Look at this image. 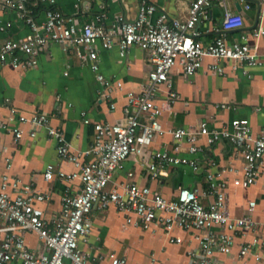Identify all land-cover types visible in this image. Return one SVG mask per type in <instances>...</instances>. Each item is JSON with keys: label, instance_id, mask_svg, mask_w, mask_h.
<instances>
[{"label": "built area", "instance_id": "1", "mask_svg": "<svg viewBox=\"0 0 264 264\" xmlns=\"http://www.w3.org/2000/svg\"><path fill=\"white\" fill-rule=\"evenodd\" d=\"M236 1L244 10H258L255 26L246 29L243 14L233 11L227 0H190L185 18L170 15L156 0H140L137 17L128 20L119 13L112 29L105 26V12L81 21L77 14L64 13L57 0H0L1 11L15 13L29 28L19 38L0 39V66L36 67L40 55L51 44H59L65 52H74L89 63L101 85L99 96L114 109V93L124 88V82L101 72L100 47L109 49L117 45L125 57L131 47L138 46L151 53L153 62L142 90L127 92L124 118L93 123V141L85 150L71 149L48 112L28 116L9 98L5 100L8 113L0 118V138L6 132L19 142L25 135L23 126H28L31 137L46 129L56 143L59 159L72 163L76 170L68 173L49 164L45 180H78L80 187L74 190L68 186L62 195V210L48 219L40 203L48 201L50 193L39 190L33 181L24 182L9 173L0 175V264H98L80 247L81 239H86L93 229L91 213L95 204L103 210L114 207L123 213L125 225L153 233L162 230L171 243L184 241L173 234L176 229L190 233L197 240V246L188 250L191 264H220L217 255H230L236 247L240 257L251 256L264 264V220L255 217L257 201L249 202L243 216L233 215L228 204L230 182L225 176L236 174L233 183L247 188L264 175V125L256 132L248 118H234L222 127L204 121L193 127L166 129L160 121L163 112L172 109L180 98L170 79L176 65L192 76L210 59V71L226 75L225 63H231L232 70L241 69L250 76V68L261 64L264 0ZM216 2L223 7V18L214 29L218 35L205 42L197 25L210 20L211 7ZM12 26V21L2 23L0 31ZM163 87L167 93L165 101L159 99ZM218 106L230 107L226 103ZM82 116L84 123H92L86 112ZM165 134L174 139L171 148L148 150L156 138ZM219 141H228L235 147L243 159L242 170L234 166L218 172L207 170V185L202 191L180 185L174 196L168 197L151 185L140 184L132 170L126 172L125 178L115 179L133 156L140 158L152 179H157L166 166H188L197 171L201 167L199 160L183 155V148L195 155ZM2 155L0 149V158ZM5 159L7 168H11L13 157ZM210 165L216 162L211 160ZM28 233L38 236L43 250L30 246ZM109 264H127V260L111 253Z\"/></svg>", "mask_w": 264, "mask_h": 264}, {"label": "crops", "instance_id": "2", "mask_svg": "<svg viewBox=\"0 0 264 264\" xmlns=\"http://www.w3.org/2000/svg\"><path fill=\"white\" fill-rule=\"evenodd\" d=\"M170 15L185 18L188 15L190 0H156ZM229 7L244 16L245 27L250 29L258 21V10H244L236 0H227ZM57 6L66 14H77L81 21L91 20L97 13L105 12L108 18L107 29L115 26L117 14L126 19L137 17L140 0H57ZM211 18L198 23L202 32L201 39L205 42L213 40L215 31L223 18V7L214 3L211 7ZM41 18V17H40ZM12 21L13 26L5 32L0 31V39L19 38L29 32L28 26L13 12L0 10V24ZM210 30V31H208ZM259 50L262 62L250 68V76L241 69L232 70L231 63H225L228 73L221 75L207 69L210 59H206L204 68L192 76L185 74L181 65H176L170 72L173 88L180 98L172 109L160 116L166 129L177 127H193L201 122L210 126L222 127L229 125L234 118H248L254 131L258 132L264 125V37L260 40ZM149 51L138 46L131 47L124 57L117 45L105 49L100 47V70L109 78H118L124 82V88L114 93L116 104L111 109L110 103L99 96L101 88L96 73L87 61L79 58L74 52H65L59 44H51L39 57L36 67L14 69L0 66V118L8 113L5 100L9 98L18 109L28 116L46 111L51 122L60 128L71 144L73 151L87 149L93 141L95 122H115L124 118V105L127 92L141 91L146 85L147 75L153 67ZM68 74H65V73ZM166 87L159 93V99H167ZM226 103L230 107L218 105ZM86 112L91 124L83 121L82 113ZM15 142L14 137L3 132L0 138V175L9 173L24 182L35 183V186L47 193L51 198L40 203L48 219L55 218L62 210V195L70 186L74 190L80 182L62 179L47 182L44 172L49 164L66 172L76 170L72 163L59 159L56 143L50 139L46 129H41L36 137L28 133ZM174 139L170 134L156 138L148 150L171 148ZM183 155L197 158L201 167L195 171L188 166H166L157 179H152L148 171L140 164V158L130 157L125 169L115 175V179L125 178L127 171H134V179L140 184L151 185L164 195L174 196L176 189L184 185L200 191L206 188L205 173L207 170L218 172L223 167L234 166L242 170L243 159L235 147L228 141H219L207 151L190 154L183 148ZM13 157V165L7 168L6 157ZM216 165H210V161ZM229 180L228 204L233 215L243 216L251 200L257 201L255 217L264 220V175L250 187H237L233 173L225 174ZM93 229L86 239H81L80 247L98 264H109L110 254L116 253L125 257L127 264H191L188 250L197 246V240L181 229L173 234L183 238V243H171L166 234L159 230H150L125 225V216L114 207L101 209L95 204L92 213ZM30 246L43 250V244L35 233H28ZM220 264H260L253 257H240L238 247L230 255L218 254ZM20 264V263H13Z\"/></svg>", "mask_w": 264, "mask_h": 264}]
</instances>
